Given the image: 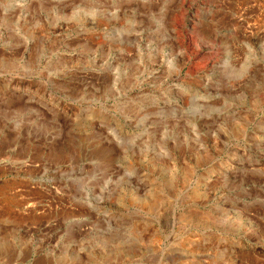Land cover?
Returning <instances> with one entry per match:
<instances>
[{
	"label": "rangeland",
	"instance_id": "374dc122",
	"mask_svg": "<svg viewBox=\"0 0 264 264\" xmlns=\"http://www.w3.org/2000/svg\"><path fill=\"white\" fill-rule=\"evenodd\" d=\"M0 264H264V0H0Z\"/></svg>",
	"mask_w": 264,
	"mask_h": 264
},
{
	"label": "bare ground",
	"instance_id": "6f19581e",
	"mask_svg": "<svg viewBox=\"0 0 264 264\" xmlns=\"http://www.w3.org/2000/svg\"><path fill=\"white\" fill-rule=\"evenodd\" d=\"M137 200H138V199H137ZM140 201H141L140 203H146V202H147L146 200H141V199H140ZM154 201H155V200H154ZM148 203H150V202H148ZM151 203H153V202H151Z\"/></svg>",
	"mask_w": 264,
	"mask_h": 264
}]
</instances>
